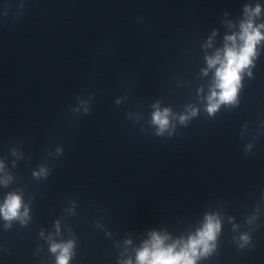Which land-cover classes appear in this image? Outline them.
Returning a JSON list of instances; mask_svg holds the SVG:
<instances>
[{"label": "clouds", "instance_id": "9594fccd", "mask_svg": "<svg viewBox=\"0 0 264 264\" xmlns=\"http://www.w3.org/2000/svg\"><path fill=\"white\" fill-rule=\"evenodd\" d=\"M259 12V8L256 9ZM231 39V38H230ZM244 41L239 50L235 48H226L223 61H220L221 67L216 72L217 80L219 81L217 87L220 92L217 94L213 92L210 97L209 112H214L219 103H230L235 99L237 86L239 84L240 72L251 63V57L255 54V44L261 39L259 31L252 29L251 24H247L243 28ZM217 56L215 60H209V64L214 65L219 61ZM218 95V101L212 103L213 97ZM154 122L160 125L163 129L167 126V110L164 114L159 112L154 114ZM183 119V118H182ZM21 207V199L17 195H10L3 207H0V213L3 214L6 220H11L19 215ZM26 214V213H25ZM219 230V223H213L212 219H208L203 231L199 232L196 237L190 238L188 243L179 252L175 250L174 246L165 248L163 240L158 235H153V242L151 247H145L138 254L139 264H195V259L198 254V248H203L207 253L209 251V241L215 239V234ZM72 245L69 242L67 245H52V251L61 250L58 257V264H68L70 257V249Z\"/></svg>", "mask_w": 264, "mask_h": 264}]
</instances>
